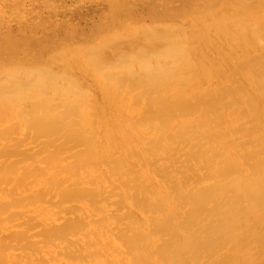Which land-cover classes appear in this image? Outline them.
<instances>
[{
	"label": "bare ground",
	"instance_id": "obj_1",
	"mask_svg": "<svg viewBox=\"0 0 264 264\" xmlns=\"http://www.w3.org/2000/svg\"><path fill=\"white\" fill-rule=\"evenodd\" d=\"M42 21L0 27V264H264V0Z\"/></svg>",
	"mask_w": 264,
	"mask_h": 264
},
{
	"label": "rangeland",
	"instance_id": "obj_2",
	"mask_svg": "<svg viewBox=\"0 0 264 264\" xmlns=\"http://www.w3.org/2000/svg\"><path fill=\"white\" fill-rule=\"evenodd\" d=\"M109 3L110 0H0V27L15 31L17 27L14 21L19 20L23 28L25 24L44 23H38L39 18L48 17L52 20H67L83 29L96 17L101 5L108 8Z\"/></svg>",
	"mask_w": 264,
	"mask_h": 264
}]
</instances>
